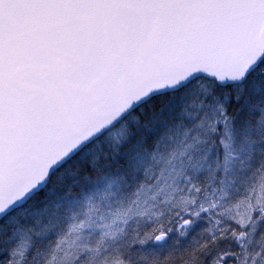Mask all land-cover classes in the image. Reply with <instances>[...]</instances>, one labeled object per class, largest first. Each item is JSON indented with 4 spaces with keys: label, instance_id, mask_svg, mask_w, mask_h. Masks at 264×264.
<instances>
[{
    "label": "snow or ice",
    "instance_id": "1",
    "mask_svg": "<svg viewBox=\"0 0 264 264\" xmlns=\"http://www.w3.org/2000/svg\"><path fill=\"white\" fill-rule=\"evenodd\" d=\"M0 264H264V0H0Z\"/></svg>",
    "mask_w": 264,
    "mask_h": 264
}]
</instances>
